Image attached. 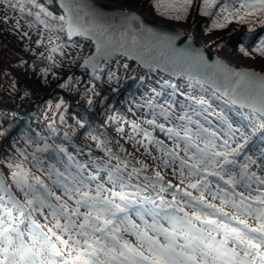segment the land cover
<instances>
[{
    "label": "snow or ice",
    "instance_id": "snow-or-ice-1",
    "mask_svg": "<svg viewBox=\"0 0 264 264\" xmlns=\"http://www.w3.org/2000/svg\"><path fill=\"white\" fill-rule=\"evenodd\" d=\"M150 3L157 15L175 20H183L190 10H196L200 16L211 19L212 29L225 28L233 21L248 24L246 39L255 32L253 25L264 29V0H150ZM0 5L19 10L21 15L27 12V16H34L45 28L50 25L42 15L58 19L60 31L66 29L69 38L83 35L92 39L96 52L85 59L84 65L91 67L94 74L98 58L107 60L114 54L132 58L129 49L144 47V38L151 39L170 49V57H165L163 51L160 53L166 63L188 70L187 78L192 81L189 88L193 84L201 88L208 85L213 94L219 93L226 103L247 107L251 116L258 115L256 130L262 131L261 139H264V74L234 69L219 60L209 63L199 50H177L172 47L170 37H162L142 23L139 27L122 25L116 39L103 19L85 11L79 0H64L61 5L64 15L59 17H54L37 0H0ZM33 8L38 11L33 12ZM124 18L126 21L139 19L132 13H125ZM8 19L4 17L5 22ZM240 51L248 55L244 45ZM253 51L264 56V36ZM140 63L150 69L160 67L154 59L150 63L141 57ZM187 99L204 111L211 107L203 97L197 99L189 95ZM151 103L149 101L150 106ZM161 115L168 118L166 110ZM217 115L227 125L225 135L229 137L219 145L216 133L193 120L187 112L177 117L186 124L179 129L166 130L170 139L175 138L172 149L162 141L156 142L162 153L161 166L175 169L178 160L180 184L187 181L186 188L196 190L199 196L176 185V191L171 192L172 200H165L161 193L168 192L173 185L161 183L163 176L159 171L155 178L144 176L143 187L134 185L133 176L139 178L141 169L133 167L128 172V162L118 156L115 165L105 162L103 166L110 188L98 182L95 175L66 174L49 165V178L53 171L56 175L52 185L61 192L57 195L40 176L24 167L27 156L21 153L22 159L10 161L8 167L12 169V183L23 199H17L11 186L0 180V264H264V175L250 171L253 165L264 171V148L260 150L259 163L250 156H245L240 163L236 157L244 145L230 146L232 126L222 113ZM147 122L155 124V114ZM191 124L196 125L195 130L188 126ZM157 126L165 131L163 124ZM241 138L248 143L243 133ZM180 141H183L182 148ZM48 147L45 143L43 148L38 146L36 152H46ZM177 149L183 151L187 159L180 157ZM145 152L151 155L147 147ZM106 155L111 159L113 154L108 150ZM33 160L37 170L44 171L35 154ZM208 177L223 181L227 187L217 182L213 192L210 187L213 181ZM149 186L153 190L159 188L155 199L143 195ZM238 187L243 191L237 192ZM131 188H135V192L127 191ZM206 193L213 201L218 199L219 204L207 201ZM185 206L192 211H185ZM133 213L141 224L132 220ZM37 214L43 217V224L36 220ZM146 217H151V222ZM248 218L255 221L254 226L248 223ZM127 235L134 236L136 243H131Z\"/></svg>",
    "mask_w": 264,
    "mask_h": 264
},
{
    "label": "trees",
    "instance_id": "trees-1",
    "mask_svg": "<svg viewBox=\"0 0 264 264\" xmlns=\"http://www.w3.org/2000/svg\"><path fill=\"white\" fill-rule=\"evenodd\" d=\"M37 2L42 4L54 17L61 16L60 10L52 0H37ZM27 7H30V5ZM142 9L150 14L152 12L168 23L183 27L197 42L221 57L234 58L244 55L240 51L241 45H244L248 52L247 56L259 59L264 58V56H260L253 51L259 43L260 37L264 36V29L256 25H253L255 32L246 39L248 24L233 21L225 28L212 29L211 19L200 16L196 10H190L187 18L183 20L169 19L157 15L152 8L150 0H143ZM42 18L48 20L50 28H46L47 30L58 33L61 42L67 41L63 31H60L61 22L58 19L53 20L43 17V15ZM41 27L45 28L42 24ZM0 47L4 52V56L0 58V133H3V135H0V165L8 167V163H6L8 161H6L5 157L6 153L18 161L22 159L21 153H23L27 156V160L24 161V167L29 169L34 175L40 176L57 195H60L61 192L60 189L52 185V180L56 179V175L53 171L51 178H49L47 171L49 165H53L55 169L66 174H69L67 170L69 167L74 168L71 174L82 173V171L76 166L74 158L71 154H68L66 147L55 146L50 140L61 143L65 133H67V136L71 137L76 143L90 147L102 155L104 154V159L113 163V156H118L119 154L113 153L109 149L110 146L108 139L104 135V129L111 122H116V120L117 122L127 121L128 114L136 111L150 114L152 110L160 106L159 104L157 105V101L161 100L159 97L160 92L154 93L156 98L153 96L150 106L147 101V94L143 91L145 78H147L144 75L156 80L154 74L160 73L142 71L135 63L124 58L122 59V65L118 68L115 67L113 69L111 67L112 61L101 65L94 75L83 77L82 72L78 69L80 61L78 59L65 62L56 60L55 63L62 69L52 67V64L45 60L48 51L52 50L51 46L31 55L7 43L0 37ZM19 62H22V69L17 67ZM41 66L49 68L55 74V77L53 76L54 78L51 79L46 87L38 85L39 83L35 84L30 78L26 77V69L27 71L38 70ZM183 82L192 83L188 78L180 77L177 80H172V85H175V88L171 86L170 88L176 92L177 84ZM61 85H65V87H61ZM160 85L163 86H161L162 88L166 86L164 83H160ZM73 86L77 88L78 92L76 94L74 93L76 88L72 90ZM193 86L205 89L220 109L226 110L229 115L238 121L240 133L238 131L237 133L242 141H229L232 148H235L237 144L244 145L236 159L243 163L244 157L250 156L253 159H257L259 163V153L264 148V139H261L262 131L256 130L258 127V115L253 117L251 116V111L226 103L225 100L217 98L219 96L214 95L213 92L205 87L201 88L195 84ZM84 89H87V91L89 89L87 97L81 96L83 92V95H86L87 91L85 92ZM47 102L52 104L60 102V107L56 109L48 107L47 109ZM164 110L167 111L165 108L162 111ZM26 111L28 113L24 114ZM162 111L159 112L161 117L164 116L161 115ZM167 113L170 112L167 111ZM61 116H63V120H61ZM174 118L177 119V117ZM97 125H100L101 129H98ZM173 127L179 129L182 126L174 125ZM242 133L247 138V144L241 138ZM154 140L157 142L156 139ZM45 143L49 146L48 150L46 152H36V148L38 146L43 148ZM97 144H100V147H97ZM60 148H63L64 151H60ZM108 150L113 154L111 159L109 155H106ZM216 150L219 151L218 148ZM33 154L42 162L44 171H38L37 167L34 166L36 162L33 160ZM130 165L134 166L133 164ZM250 171H255L258 175H264V171L255 165L250 168ZM82 174L87 177L86 174ZM144 176L147 175H144L141 171L139 179L146 184ZM208 179L213 181L212 184L215 187L217 182L221 186L227 187L223 184V181H217L215 177H208ZM93 184L95 185V183ZM164 185L167 186L166 184ZM180 186L183 185L181 184ZM149 188L151 187L149 186ZM155 190L159 192L158 187ZM236 190L237 192L243 191L239 187ZM173 191H176V189H170L162 194L172 198L171 192ZM185 209L192 211L187 206H185ZM132 215L135 221L141 224L135 213Z\"/></svg>",
    "mask_w": 264,
    "mask_h": 264
},
{
    "label": "rangeland",
    "instance_id": "rangeland-1",
    "mask_svg": "<svg viewBox=\"0 0 264 264\" xmlns=\"http://www.w3.org/2000/svg\"><path fill=\"white\" fill-rule=\"evenodd\" d=\"M97 2H104L106 4L114 5L115 7L119 9H127V10H133L137 11L140 14L144 15L147 18L155 19L157 21L164 22L168 25L179 27L178 25L168 23L167 21L157 17L152 12L151 14L149 12H145L144 9H142L143 0H94ZM33 12L38 11V9H32ZM7 16L9 19L7 22H5L4 17ZM17 23L19 24V27H17ZM184 29L183 27H180ZM185 30V29H184ZM26 33V35H25ZM0 37L3 38L7 43H10L14 45L16 48L24 51L25 53L33 55L36 52H39L40 50L47 49L50 46L51 49L55 48L56 51L49 50L48 55L45 56V60L49 63H51L52 67L60 68L55 61H73L75 59H78L81 61L88 52L91 50V45H89V41L84 38H75L73 40H68L65 42H61L58 33L55 31L47 30L46 28H42L41 24L35 20V17H29L27 16V12H25L23 15L19 13V10H12V9H5L3 5H0ZM88 51V52H87ZM4 56V52L0 47V58ZM51 56V59L49 57ZM231 63L235 65H240L248 68H254L257 70H260L264 72V58L259 59L257 57H249L247 55H240L238 57H224ZM123 57L117 58L112 62L111 67L113 69L118 68L123 63ZM116 62V63H115ZM22 62H19L17 67L18 69H22ZM101 66V65H100ZM47 70V71H45ZM94 75V74H93ZM55 77V74L53 71H51L49 68L45 66H41L38 70H31L27 71L26 69V77L31 79L33 83H39L38 85L42 87L48 86L51 79ZM147 78H145L144 82V88L143 91L147 94V101H151V99L156 98L154 93L160 92V101H157V105L159 104L158 108L155 110H152L150 114H146L142 111H136L128 115L127 121H118L111 122L105 129H104V135L108 139L110 150L113 151V153H118V157L122 161H127L129 164V167L127 169L128 172L132 171L133 167L140 168L144 175H147L149 177L155 178V173L159 171L161 175L163 176V180L161 181L163 184L168 185L171 183L173 185V190L176 189V185L180 184V178H179V161L176 162L175 169L172 166H169L167 168L161 166V156L162 153L158 150V145L154 139L157 141H162L163 144L169 148L172 149L175 144V138L170 139L167 134V129L173 127L174 125L183 126L186 124V121H178V119H175L174 117H178L180 115H183L185 112L188 113L192 117L193 120H198L200 124H202L205 128L209 129L210 131H214L216 133V143L219 145L223 142L224 139H228L229 137L225 135V133L228 131L227 125L223 122L222 119L218 117L217 114H221L227 118L228 122L231 124L233 131L230 133L231 139L229 141H240L241 139L238 136L237 131L240 133L238 121L235 120L234 117L228 114L226 110L220 109L217 104L213 101L211 96L205 89L196 88L195 86L189 88L188 82L179 83L176 86V92L173 91L170 86L173 84L171 78L168 76L162 75V74H154L155 79L152 80L151 78H148V75H144ZM160 83L166 84L164 88L160 85ZM162 86V87H161ZM76 87L73 86L72 90ZM85 92L87 89H84ZM89 91V89H88ZM86 92V95L81 94L82 97L88 96L89 93ZM77 88L74 90V93L76 94ZM195 97L197 99L203 97L205 100L208 101V104L211 105L210 108L207 109V111H204L200 106L196 105L192 100L187 99L188 96ZM155 100V99H154ZM60 105V102H56L54 104L47 102L46 108L48 107L50 109H56L57 105ZM167 109L168 112V118L165 119L164 116H160L159 112L163 109ZM199 113L198 115L195 113ZM155 114V124H149L147 121L152 120L154 118ZM51 118V117H50ZM104 122V121H103ZM102 123V121H101ZM133 124L137 125L136 128H133ZM163 124L165 126V131H161V129L157 126ZM172 125V126H171ZM192 129H196L195 124L188 125ZM98 129H101L100 125H97ZM194 127V128H193ZM122 130V131H121ZM147 133V135H145ZM207 135V134H205ZM239 138V139H238ZM71 137L67 136L64 141L67 143L68 140H70ZM62 140V141H63ZM151 141V143H150ZM242 141V140H241ZM123 144V145H122ZM181 148L183 147V141H180ZM203 146V144H201ZM65 147V146H64ZM145 147H147L148 152L151 153V155H148L145 152ZM219 149V148H218ZM220 150V149H219ZM179 152V156L187 159V157H184L183 151ZM68 154H70L69 150L67 151ZM96 152V151H95ZM97 155H99L102 158L101 162L102 164H105L106 161L104 158V154L96 152ZM6 157V163H9L10 161H18L8 153L5 154ZM37 157V156H36ZM113 163H110L111 165H115L117 163V160L115 159L116 156H113ZM155 157L156 159H154ZM130 164H133L132 167ZM83 171L82 173L86 175L89 171H87V168L82 167ZM73 167H69L68 173L72 172ZM11 172L12 169L9 167H6L4 165H0V180L4 181L8 185L11 186L12 193L16 196L17 199L22 200L23 196L22 194L17 191L15 185L12 183L11 180ZM92 174V172H90ZM92 175H95L98 177V182L103 183L105 187L110 188L111 185L108 184L107 181V174L103 176H99L95 173ZM132 183L140 184L142 187L145 185L139 178H136L133 176ZM187 181H185V184H182L183 186H180L181 189H186ZM92 187L94 188L95 185L92 184ZM210 187L212 188L213 192L216 191V187L211 184ZM253 189L256 188V185H252ZM119 189L117 188V191ZM127 191L135 192V188L128 189ZM194 196H199L200 193L196 190L192 189L190 190ZM155 195L152 198L155 199L157 195V191L150 189L148 187V190L143 193L144 196H151ZM246 194V193H245ZM256 194V193H254ZM247 195V194H246ZM165 200L171 201L170 198L165 197ZM205 199L211 203L219 204V200H212V197L205 194ZM71 203V201H69ZM156 203L159 204V200H156ZM148 207H151L149 205ZM190 213V212H189ZM36 220L43 224L45 221L42 216L36 215ZM149 221L151 222V217H147ZM163 222V221H162ZM165 226H167L166 222ZM248 223L251 225H255V221L252 218H248ZM126 238L133 244L136 243L135 238L131 235H127Z\"/></svg>",
    "mask_w": 264,
    "mask_h": 264
},
{
    "label": "water",
    "instance_id": "water-1",
    "mask_svg": "<svg viewBox=\"0 0 264 264\" xmlns=\"http://www.w3.org/2000/svg\"><path fill=\"white\" fill-rule=\"evenodd\" d=\"M52 1L57 5L61 14L64 15V8L61 6L64 0H52ZM79 3L81 4V6L84 8L85 11L91 12L95 16L102 18L105 25L109 26L110 32L113 35H115L116 39H119V32L121 30L122 25L127 26L128 24H131L135 27H139V25L142 23L145 26V28L152 29L154 33H157L160 36L170 37L172 39V47L177 50H182V49L199 50L203 54V56L208 60L209 63H214L215 61L219 60L234 69L252 70V71L264 74V72L254 69V68H248V67H244L240 65H235L231 63L230 61H228L227 59H225L224 57H221L211 52L207 47L197 42L196 39L193 36H191L186 30L180 27L171 26L164 22L157 21L153 18L152 19L147 18L137 11L119 9L115 7L114 5L106 4L104 2H97L94 0H79ZM125 13L135 14L139 19L136 21H131V20L126 21L124 18ZM64 34L68 40H73L75 38L80 37L90 42L91 50L83 59H81V61L78 64V69L82 71L83 77L92 76L94 74L92 71V68L84 65L85 59L93 56V54L96 52L95 44L93 43L92 39L86 38L83 35H72L71 38H69V35L66 29L64 30ZM129 51H132V58H130L127 55H122V54H114L111 57H109L107 60L103 58H98L97 69L99 68V65L101 63L107 64L108 62L113 61L118 57H123L126 60L137 64V66L141 70H144V71H148L151 73L160 72L173 79H178L179 77L187 78L188 70L186 68H182V67L174 68L171 66V63H166L165 59L161 58L160 56L161 51H163L165 57H170L171 55L170 49L156 44L154 41H152L151 39L147 37L144 38V47L138 46L137 49L135 50L129 49ZM102 55L103 53L101 54V56ZM141 57H143L145 60L149 61L150 63H152L154 59L156 63L160 64V67L150 69L149 67L142 66V64L140 63ZM193 72H195V70H193ZM204 87H206L207 89L213 92V89L209 87L208 85H205ZM216 94L220 97L219 93H216ZM220 98L225 100L224 97H220ZM233 106L237 108H241L238 104L233 105ZM243 109L250 110L247 107ZM27 113H28L27 111L24 112V114H27Z\"/></svg>",
    "mask_w": 264,
    "mask_h": 264
},
{
    "label": "bare ground",
    "instance_id": "bare-ground-1",
    "mask_svg": "<svg viewBox=\"0 0 264 264\" xmlns=\"http://www.w3.org/2000/svg\"><path fill=\"white\" fill-rule=\"evenodd\" d=\"M74 155H77V163L83 167H90L93 166L92 162L90 161V159L87 156H83L81 153H78L76 151H73Z\"/></svg>",
    "mask_w": 264,
    "mask_h": 264
}]
</instances>
